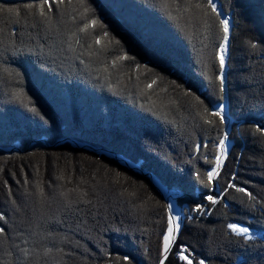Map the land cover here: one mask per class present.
Instances as JSON below:
<instances>
[{
	"label": "trees",
	"instance_id": "16d2710c",
	"mask_svg": "<svg viewBox=\"0 0 264 264\" xmlns=\"http://www.w3.org/2000/svg\"><path fill=\"white\" fill-rule=\"evenodd\" d=\"M31 2L0 0V213L5 216L0 221L5 229L0 233V264H128L126 255L132 264H158L166 204L164 199L154 204L150 194L190 205L193 193L203 190L195 171L209 170L203 153L212 159L214 149L196 153L193 148L205 139L208 128L215 138L217 130L204 125L201 109L181 93L193 85L212 107L215 96L207 77L214 73L209 60L222 30L217 25L205 33L201 23L189 20L180 11L186 0H170L167 9L161 0H84L86 6L65 0L58 11L53 6L50 27L35 9L24 7ZM215 2L231 28L222 103L232 131L216 190L236 173L234 183L260 200L264 134L251 126L264 125V0ZM5 6L18 7L19 15L3 10ZM92 10L106 26L89 30L94 39L100 36L101 44L107 43L105 55L98 47L93 56L87 54L88 45L96 44L86 34H80L83 47L73 43L68 48V33L84 16L91 18ZM104 30L109 36H103ZM189 36L192 41L185 40ZM119 49L185 87L173 91L164 80L167 92L146 90L149 80L143 82V69L138 72L131 61H124L125 67L119 61L111 66ZM21 89L22 100L15 96ZM148 99L155 104L160 100L161 107L163 102L175 106L172 117ZM206 139L210 143L213 137ZM37 183L44 189L42 196L34 194ZM76 189L88 195L80 199ZM226 197L208 218L183 220L177 242L206 258L207 264H264V214L245 207L250 201L244 193L229 189ZM68 201L73 202L70 210L65 207ZM37 219L43 230L29 226ZM240 221L260 233L242 242L246 247L226 228ZM44 230L54 235L45 236ZM34 231L38 234L32 235ZM170 261L182 264L174 255Z\"/></svg>",
	"mask_w": 264,
	"mask_h": 264
},
{
	"label": "snow or ice",
	"instance_id": "6c2138e0",
	"mask_svg": "<svg viewBox=\"0 0 264 264\" xmlns=\"http://www.w3.org/2000/svg\"><path fill=\"white\" fill-rule=\"evenodd\" d=\"M70 2V0H69ZM174 2V0H172ZM65 0H39L38 3L33 0L31 3H27L24 5L26 9L32 10L35 9V11L38 13L39 18H41V21L51 26L52 16L50 15L53 13V6L55 5L57 8V11L59 10V6L64 4ZM80 3L83 5L84 0H80ZM170 0H161V6L164 8L169 7ZM9 13H15L17 16L20 13V9L18 7L16 8H10L6 7L5 9ZM182 13L187 14V18L189 20H197L201 25L203 26L205 33H211V30L213 27H216L218 25L219 29L222 30L223 37L220 40L219 44H213V57L215 60L218 61V74L215 75V79L213 77L208 76L207 79L209 81L210 86L214 90V96L215 99L212 102V107L209 108L208 106H204V101L201 100L200 96L196 95L195 92L192 91L193 85H189L187 89L184 90L185 96H191L193 97L197 102V107L201 110L198 112L201 119L203 120V123L205 125L215 127L217 130V137L214 140H211L213 151L210 153L212 156V159H209V153L205 151L203 153V159L205 163L208 165V171L206 173H201L200 171H195V176L199 183L203 185V190L200 194V202L194 203L192 206L186 208V209H176L174 207V203L170 202L166 205L162 206V211L164 213V219L166 221L165 227L161 230L160 237H159V254H158V264H166V261L171 264L170 256L174 255L178 262H182V264H207L206 258H201L199 260L196 259L195 254L190 251L189 246L178 243L177 242V234L180 231L181 223L183 217L179 214H176L177 212H192L196 213L198 215H204L207 213L212 212L214 206H216L219 202L226 199V193L229 192V189H235V191L239 193H244L249 198L250 203L245 205L246 208H248L250 211L255 212L256 210H259L261 214H264V196L261 197L260 200H257L255 196H253V193L248 190L246 186L244 187H238L236 183L233 182L234 177L236 176V173L232 174L233 179H229L227 185L223 187L222 190L217 191L216 187L219 183V176L221 173V170L224 166V163L227 159L228 153H229V136L230 133L228 131H221L220 126L226 124V105L222 103V101L225 100V94L227 91V81H226V75H225V67H226V54L228 52V41H229V32H230V21L225 16L224 12L218 8L217 3L215 0H206V2H201V0H186L185 6L183 9L180 10ZM84 12L88 13L89 8L84 7ZM93 14L91 18L88 16H84L83 19L79 22V24L76 26V30L74 32H69L68 36L71 43L68 44V48L72 49V44L75 43L78 46L83 47L81 45V39L80 34H88L90 29H95L98 25H100L102 28H105L106 26L102 25V22L95 16L94 10H92ZM170 15V14H169ZM175 19V17H173ZM73 21H75V16L71 17ZM14 35V33H13ZM103 36L107 37L109 36V33L104 30ZM205 39H207V36H205ZM94 43L96 45L101 44V37L96 36L94 39ZM116 45H120L119 40H115ZM202 47L206 48L208 45L205 43L202 45ZM92 46L88 45V55L92 56L95 53L91 50ZM121 51L120 55L115 56L111 61V66L115 67L117 65L118 61H131L134 64L135 70L139 72V70L143 69V74H152L155 73V69L150 68L147 63L140 64L139 62H136L135 57L128 56L127 52H123L122 49H119ZM83 62V61H81ZM202 68L204 69L205 73L208 70V62L207 59L204 58L201 60ZM164 80V77L156 74L151 78L148 83L144 86L146 90H152L153 86H159L158 82H162ZM218 81V86L217 82ZM171 85L173 87V91L177 88H183V85L178 84L175 80H172ZM111 87V85H109ZM162 92H167V87L160 89ZM23 90H19L17 93H15V96L17 99H23ZM171 102V101H170ZM150 103L155 106V103L153 101H150ZM202 106V108H201ZM151 110V109H150ZM31 111L36 112L37 109L35 107H32ZM47 122V121H45ZM251 127H254L255 130L261 134H264V125L256 124ZM208 140H202L198 143H195L193 151L196 153H200V150L208 149ZM119 173H116V176L119 177ZM203 177V178H202ZM59 179H64L63 175L59 177ZM247 183V182H245ZM10 191V190H9ZM76 191L79 193L80 199H84L88 195V193L82 189H76ZM40 194L41 196L44 193V189L40 187V184L37 183V188L35 190L34 194ZM63 195V193H61ZM130 196H134L135 193H129ZM168 199H171V197H168ZM206 201L207 203H204ZM86 203H90V201H85ZM73 202L68 201L65 205L66 209H71ZM225 207L227 205L225 204ZM0 221H5V216L3 213H0ZM30 227H34L36 229H42V225L40 223V220L37 219L34 222H31L29 224ZM226 228L236 237H239L240 240L236 241L238 245L241 246H247L245 244H242V242H249L253 239L251 232V226H245L244 221H240L238 223H227ZM5 229L4 227H0V233H4ZM37 232H33L32 235H37ZM45 236H52L54 235L51 232H47L44 230ZM27 241H25L26 243ZM21 251L27 255L28 252L26 249H21ZM44 251L50 252V249H44ZM57 251H60L57 249ZM124 261H127L128 264H132V260L129 256L123 257ZM246 264V262H244Z\"/></svg>",
	"mask_w": 264,
	"mask_h": 264
},
{
	"label": "rangeland",
	"instance_id": "374dc122",
	"mask_svg": "<svg viewBox=\"0 0 264 264\" xmlns=\"http://www.w3.org/2000/svg\"><path fill=\"white\" fill-rule=\"evenodd\" d=\"M86 1V0H85ZM84 6H86V4H84ZM83 6V7H84ZM68 23V22H67ZM69 28H71V27H69ZM231 29V28H230ZM95 30V29H94ZM217 30V29H216ZM90 33H93V32H90L89 31V33L87 34V36H88V38H90L91 37V40L92 41H94V37H93V35H91ZM229 34H230V32H229ZM107 41V40H106ZM105 41V42H106ZM211 43H213V42H215V40H213L212 39V37H211ZM104 43H102V44H100L99 46L98 45H95V46H92V47H94V48H92L91 50L93 51V53H94V50H97L98 48H100L101 49V51H99L100 53L101 52H103L104 53V55H105V52H106V49H107V43H105L104 45H103ZM103 45V46H102ZM98 47V48H97ZM102 48H104V49H102ZM212 48V47H211ZM210 48V49H211ZM74 49V48H73ZM211 51H213L212 49H211ZM127 53H128V51H127ZM118 55V54H117ZM120 55V54H119ZM93 56V55H92ZM21 57V56H20ZM88 58V57H87ZM210 61V63H211V65L213 66V73H214V75H212V77H215V75H217L218 74V61L217 60H215L214 59V57H213V55H211V60H209ZM226 61H227V57H226ZM124 61H119L118 62V64L119 65H121L122 63H123ZM126 62H124V64L122 65L123 67H125L126 66ZM156 65V64H155ZM117 68V70H119L120 71V67H116ZM116 70V71H117ZM156 74H159V75H161V76H163L164 77V80L166 81V83H170L173 79H170V78H168L165 74H163V72L161 71V70H156L155 69V73H152V74H144V76H147V79H144V77L142 76L141 78H143V82H147L148 80H150L151 78H153V76L154 75H156ZM143 75V74H142ZM148 75H150L151 76V78H149V76ZM140 76L141 75H139V76H137L138 78H137V81H140L139 79H140ZM164 80L162 81V82H158V84H159V86L157 87V86H153L154 87V91L156 92V91H159L160 90V88H162L163 86H164V84H166V83H164ZM178 83V82H177ZM180 83V82H179ZM178 83V84H179ZM217 83V86H218V81L216 82ZM169 85H171V83L169 84ZM171 87H172V85H171ZM185 87V86H184ZM183 87V88H184ZM173 88V87H172ZM183 88H177L176 90H182ZM184 90L185 89H183V91H182V93L181 94H184ZM193 92H195L196 93V95H197V91L196 90H192ZM152 92V91H151ZM212 94L214 95V90H212ZM191 99H192V101L196 104V106H197V104H198V102L193 98V97H191V96H189ZM144 99H146V98H144ZM148 100H150V101H153L152 99H148ZM159 100V99H158ZM201 100H203L204 101V106H208V107H210V103H209V99L206 97H203V96H201ZM154 102V101H153ZM149 104H151L150 102H148ZM155 103V102H154ZM160 100H159V102H157L156 104H155V106H157V107H161L160 106ZM164 104H165V106H162L161 107V109L160 110H162L164 113H167L170 117H172V114L171 113H173L172 111H171V109H173V110H175V106H170L168 103V105H166V102H163ZM171 107V108H170ZM201 108H202V106H201ZM147 118H149V116H147ZM161 118H163V117H161ZM164 119V118H163ZM162 119V120H163ZM146 121H147V123L149 124V125H152V122L151 121H148L147 119H146ZM163 122V121H162ZM164 124H166V122L164 121ZM191 125H193V124H191ZM191 125H189L190 126V128L191 129H194V127L195 126H191ZM205 125V124H204ZM163 126V125H162ZM188 126V127H189ZM205 126H207V125H205ZM231 124L229 123H226L225 124V128H224V131H228L229 133H231L232 131H231ZM209 127V126H208ZM197 128V127H196ZM199 128H201V127H199ZM205 129V128H204ZM209 129V128H208ZM208 129L204 132V134H203V137H205V139L204 140H207L206 138H212L213 137V139H216L215 137H214V135L212 134V133H210L209 131H208ZM196 134H197V131L195 132ZM210 133V134H209ZM216 137H217V134H216ZM212 139V140H213ZM228 145H229V143H228ZM213 149V147H212V143L210 142L209 144H208V150H212ZM203 150H206V149H203ZM230 150H231V146L229 145V153H230ZM239 151H240V153H241V151L242 150H238V152L237 153H239ZM229 153H228V156H229ZM227 156V157H228ZM128 169V168H127ZM128 170H130V169H128ZM230 179H233V177H232V175H231V177H230ZM234 180H235V177H234V179H233V182H234ZM141 185H143V183H140ZM140 184H139V186H140ZM194 194V196H195V199L194 200H192L190 203H192V204H190V205H188V204H186V203H184V204H179V203H177L176 202V200H174V199H168V198H163L162 196H161V194H157V193H155V195H154V193H152L151 192V194H150V199H152L151 197H153V200H154V204H158V205H161V200L160 199H164L165 201V204H167V203H170V202H172V203H174V207L176 208V209H186V208H188V207H190V206H192L194 203H196V202H200V193H197V192H194L193 193ZM161 197V198H160ZM152 202V201H151ZM204 203H207L206 201H204ZM176 214H179V215H181L182 216V218L183 217H187V218H183L182 219V222H183V220H185V221H188V222H192V220H195V219H197V218H199V217H201V216H204V218H208L210 215H211V212L210 213H207V214H204V215H198V214H196V213H192V212H177ZM182 224V223H181ZM183 225V224H182ZM181 225V226H182ZM182 228H180V230H181ZM179 233H180V231H179ZM179 233L177 234V236L179 235ZM251 235H252V237L254 238V237H258V236H260V233L258 234L257 232H254V231H252L251 232ZM177 238V237H176ZM190 251H192L191 249H190ZM194 254H195V257H196V259L197 260H199V259H201V257H199V254H197V253H195L194 251H192ZM182 263V262H181Z\"/></svg>",
	"mask_w": 264,
	"mask_h": 264
},
{
	"label": "bare ground",
	"instance_id": "6f19581e",
	"mask_svg": "<svg viewBox=\"0 0 264 264\" xmlns=\"http://www.w3.org/2000/svg\"><path fill=\"white\" fill-rule=\"evenodd\" d=\"M189 35H191V34H189ZM152 37V36H151ZM193 38V37H192ZM195 38V37H194ZM153 39V38H152ZM186 39H188V40H191L190 39V36H189V38H185V40ZM187 41V40H186ZM192 41V40H191ZM197 43V42H196ZM194 45V44H193ZM188 46V45H187ZM206 57V56H205ZM200 59V58H199ZM193 66V65H192ZM248 71V70H247ZM245 74H246V72H245ZM249 74V73H248ZM246 77V76H245ZM250 78V77H249ZM247 81V80H246ZM250 81V80H249ZM256 82V81H255ZM254 83V82H253ZM248 85V84H247ZM251 85V84H250ZM254 85V84H253ZM252 85V86H253ZM256 85V84H255ZM259 85V84H258ZM253 88V87H252ZM250 89V88H249ZM251 93H252V91H250ZM262 93V92H261ZM260 94V93H259ZM251 95V94H250ZM255 95V94H254ZM250 97V96H249ZM251 97H253V95L251 96ZM246 107V106H245ZM247 108V107H246ZM245 108V109H246ZM254 108V107H253ZM244 110V109H243ZM246 111V110H245ZM254 111V110H253ZM259 133V132H258ZM259 135H260V133H259ZM261 137V136H260ZM248 138H249V136H248ZM138 139V138H137ZM256 139V138H255ZM254 140V139H253ZM253 140H252V142H253ZM248 141V140H247ZM255 141V140H254ZM257 143H258V141H257ZM255 156V155H254ZM261 169V168H260ZM262 170V169H261ZM258 173H260V172H258ZM259 177V176H258ZM262 188V187H261ZM232 191V190H231ZM237 195V194H236ZM215 211V210H214ZM244 217V216H243ZM244 220V219H243ZM218 249V248H217ZM221 256V255H220Z\"/></svg>",
	"mask_w": 264,
	"mask_h": 264
}]
</instances>
